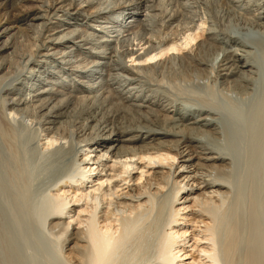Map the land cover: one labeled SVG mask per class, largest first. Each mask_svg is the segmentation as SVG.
Instances as JSON below:
<instances>
[{
  "label": "bare ground",
  "instance_id": "bare-ground-1",
  "mask_svg": "<svg viewBox=\"0 0 264 264\" xmlns=\"http://www.w3.org/2000/svg\"><path fill=\"white\" fill-rule=\"evenodd\" d=\"M69 228L68 264H264V0H0V264Z\"/></svg>",
  "mask_w": 264,
  "mask_h": 264
},
{
  "label": "rangeland",
  "instance_id": "rangeland-1",
  "mask_svg": "<svg viewBox=\"0 0 264 264\" xmlns=\"http://www.w3.org/2000/svg\"><path fill=\"white\" fill-rule=\"evenodd\" d=\"M82 217H81V220L84 221L85 217H83V218ZM71 226H73L75 228L78 227L77 225H75V220L71 221ZM40 230L41 231H38L39 234L35 235L36 239H39V240H37L38 243L36 242L37 245H39V246L37 248V252H35V254H36V255H34L35 258H33V260L31 259L33 261V263H35V264H38V263L39 264H68L65 261V259H63L62 257L60 258V256L56 252V250L59 247L60 240H62L65 235H68L69 231H71V229L69 228L68 232L66 234L62 235V236H59L60 232L56 233V230L55 231H51L50 229L49 230L48 229H44L43 231H42V229H40ZM57 242H59V243H57ZM67 244L69 245V247H71L73 245V243H69L68 241H65L63 243L64 246L67 245ZM36 259H38V261ZM48 260H49V262H48ZM44 261H46V262H44Z\"/></svg>",
  "mask_w": 264,
  "mask_h": 264
}]
</instances>
